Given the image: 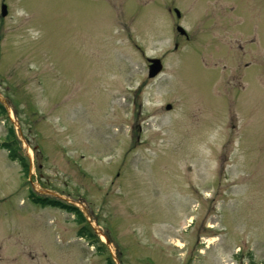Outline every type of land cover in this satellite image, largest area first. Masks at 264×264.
I'll return each mask as SVG.
<instances>
[{
	"label": "rangeland",
	"instance_id": "rangeland-1",
	"mask_svg": "<svg viewBox=\"0 0 264 264\" xmlns=\"http://www.w3.org/2000/svg\"><path fill=\"white\" fill-rule=\"evenodd\" d=\"M1 5L0 264H264V0Z\"/></svg>",
	"mask_w": 264,
	"mask_h": 264
},
{
	"label": "trees",
	"instance_id": "trees-1",
	"mask_svg": "<svg viewBox=\"0 0 264 264\" xmlns=\"http://www.w3.org/2000/svg\"><path fill=\"white\" fill-rule=\"evenodd\" d=\"M0 148H4L8 152L10 159L13 161L19 162V164L22 166V169L24 171H27L26 164L24 165V163L22 162V159L15 153V150L13 149L12 145L2 144L0 146ZM29 200L32 203H36V204H39L41 206L61 209V210L66 211L67 213H70L71 215H73L76 219V222L79 225H83L77 231L78 237L86 239L90 243L91 246H96V249L99 252V254H102L101 251L103 250L104 246L96 240V237L94 236V234H92V232L90 231V228H87L85 226L86 225L85 219L83 218V215L81 214V212L78 209H76L75 207H72V206L64 205V204H62L56 200H53V199L38 198V197H34L32 195L29 196ZM98 244H100V245H98ZM106 264H113V261L108 256L106 257Z\"/></svg>",
	"mask_w": 264,
	"mask_h": 264
},
{
	"label": "water",
	"instance_id": "water-1",
	"mask_svg": "<svg viewBox=\"0 0 264 264\" xmlns=\"http://www.w3.org/2000/svg\"><path fill=\"white\" fill-rule=\"evenodd\" d=\"M5 14H6L5 7L2 6L1 7V15L5 16ZM150 62H151L150 66L148 68V78H154L160 72L161 65H160V62L158 60H151ZM166 108L169 109L170 107L167 106Z\"/></svg>",
	"mask_w": 264,
	"mask_h": 264
},
{
	"label": "bare ground",
	"instance_id": "bare-ground-1",
	"mask_svg": "<svg viewBox=\"0 0 264 264\" xmlns=\"http://www.w3.org/2000/svg\"><path fill=\"white\" fill-rule=\"evenodd\" d=\"M211 227V225H209ZM214 241L213 240H209L208 244H212Z\"/></svg>",
	"mask_w": 264,
	"mask_h": 264
}]
</instances>
